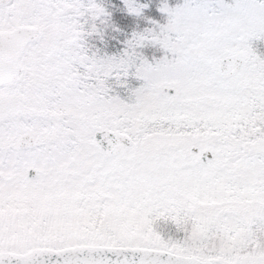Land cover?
<instances>
[{
    "label": "snow or ice",
    "instance_id": "6c2138e0",
    "mask_svg": "<svg viewBox=\"0 0 264 264\" xmlns=\"http://www.w3.org/2000/svg\"><path fill=\"white\" fill-rule=\"evenodd\" d=\"M0 264H264V0H0Z\"/></svg>",
    "mask_w": 264,
    "mask_h": 264
},
{
    "label": "trees",
    "instance_id": "16d2710c",
    "mask_svg": "<svg viewBox=\"0 0 264 264\" xmlns=\"http://www.w3.org/2000/svg\"><path fill=\"white\" fill-rule=\"evenodd\" d=\"M176 2L177 0H169L170 5H174ZM151 14L157 19H159V16L154 11Z\"/></svg>",
    "mask_w": 264,
    "mask_h": 264
}]
</instances>
